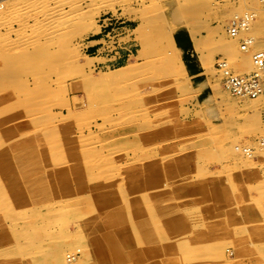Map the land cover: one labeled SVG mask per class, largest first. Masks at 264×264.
Masks as SVG:
<instances>
[{
  "label": "rangeland",
  "instance_id": "rangeland-1",
  "mask_svg": "<svg viewBox=\"0 0 264 264\" xmlns=\"http://www.w3.org/2000/svg\"><path fill=\"white\" fill-rule=\"evenodd\" d=\"M106 14L135 40L112 69ZM263 50L264 0H0V264H264V94L215 67Z\"/></svg>",
  "mask_w": 264,
  "mask_h": 264
},
{
  "label": "built area",
  "instance_id": "built-area-1",
  "mask_svg": "<svg viewBox=\"0 0 264 264\" xmlns=\"http://www.w3.org/2000/svg\"><path fill=\"white\" fill-rule=\"evenodd\" d=\"M100 33L96 35L94 42L97 44L96 52L98 56H103L105 61L102 64L104 69H112L129 61L134 57L135 40L133 32L126 25L122 18L113 15H104L99 21ZM250 18L245 16L237 18L233 23L231 34L236 35L237 30H248ZM253 44L249 39L242 46L244 50ZM252 63L255 70L250 75L238 76L233 73L226 60L219 59L215 65L216 70L222 77V84L226 91L236 97L257 99L264 94V50L252 55Z\"/></svg>",
  "mask_w": 264,
  "mask_h": 264
},
{
  "label": "bare ground",
  "instance_id": "bare-ground-1",
  "mask_svg": "<svg viewBox=\"0 0 264 264\" xmlns=\"http://www.w3.org/2000/svg\"><path fill=\"white\" fill-rule=\"evenodd\" d=\"M60 12V11H59ZM247 17H249L250 19H251V17L249 16V15H247ZM180 27H182V25L181 24H175V25H173L172 27H171V29L170 30H167V32L165 33L166 35H165V49H166V53H167V55H168V57L171 59V60H173V61H175V62H178L182 67H183V69L185 70V67H184V64H183V61H182V59H181V57H180V49H179V47L177 46V44H176V41H175V38H174V32L178 29V28H180ZM100 29V28H99ZM100 33V31H98V33L97 34H99ZM93 60H95V59H93V58H91V62L90 63H88V67H92V66H94L93 65ZM171 63V62H170ZM252 66V65H251ZM126 68H128V67H126ZM126 68H124V69H121L120 71H123V70H125ZM62 212V211H61ZM258 237L259 238H261V231H259V233H258ZM88 247V246H87ZM89 248V247H88ZM26 256V255H25ZM30 256V255H29ZM28 256V257H29ZM84 256V255H83ZM86 256V255H85ZM88 256V255H87ZM41 258V257H40ZM44 258V257H43ZM70 258V257H69ZM87 259V258H86ZM41 260H43V259H41ZM51 260V259H50ZM33 261V260H32ZM50 263L49 264H66V262H65V260L64 259H54V260H51V261H49ZM41 263V262H40ZM39 263V264H40Z\"/></svg>",
  "mask_w": 264,
  "mask_h": 264
},
{
  "label": "crops",
  "instance_id": "crops-1",
  "mask_svg": "<svg viewBox=\"0 0 264 264\" xmlns=\"http://www.w3.org/2000/svg\"><path fill=\"white\" fill-rule=\"evenodd\" d=\"M188 43L187 44H181L180 45V49L184 52V53H189V52H193V53H196V43L195 41H193L192 39V36L189 34L188 35ZM197 66L199 67V69L201 68V65H200V61H199V56H198V59H197ZM201 75V72L200 70L196 72L195 76H200Z\"/></svg>",
  "mask_w": 264,
  "mask_h": 264
},
{
  "label": "trees",
  "instance_id": "trees-1",
  "mask_svg": "<svg viewBox=\"0 0 264 264\" xmlns=\"http://www.w3.org/2000/svg\"><path fill=\"white\" fill-rule=\"evenodd\" d=\"M175 40H176V43L178 44V47H180L177 37L175 38Z\"/></svg>",
  "mask_w": 264,
  "mask_h": 264
}]
</instances>
